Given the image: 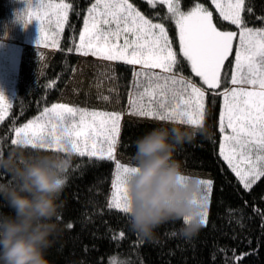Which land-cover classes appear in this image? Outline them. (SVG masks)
I'll return each instance as SVG.
<instances>
[{
	"label": "snow or ice",
	"instance_id": "snow-or-ice-1",
	"mask_svg": "<svg viewBox=\"0 0 264 264\" xmlns=\"http://www.w3.org/2000/svg\"><path fill=\"white\" fill-rule=\"evenodd\" d=\"M143 2L153 9L158 4L167 6V15L158 19L174 21L176 36L170 37L164 22H154L130 0H95L86 9L79 42L72 37L73 46L67 51L133 66L134 94L128 100L133 116L200 127L209 115L206 98L211 93L214 104L216 96L222 97L219 156L243 189L251 190L264 178V15L257 18L261 27H249L242 12L249 16L255 12L246 0H211L218 17L195 0L186 11L183 0ZM27 7L26 19L18 15L17 20L25 27L38 22V47H59V36L69 25L73 5L64 0H38ZM231 26L238 31L230 30ZM232 56L234 62L229 59ZM185 61L190 76L184 75ZM11 108L12 103L0 92V122ZM123 115L120 111L53 103L15 127L11 145L75 154L89 162L93 158L114 162L107 207L127 214L126 183L138 169L116 156ZM77 170L82 171L80 164L72 172ZM200 183L204 187L202 224L206 225L213 181L202 179ZM253 211L264 216L259 209ZM67 227L72 228V223ZM119 235L123 238L125 233ZM169 235L174 237L176 232Z\"/></svg>",
	"mask_w": 264,
	"mask_h": 264
},
{
	"label": "trees",
	"instance_id": "trees-1",
	"mask_svg": "<svg viewBox=\"0 0 264 264\" xmlns=\"http://www.w3.org/2000/svg\"><path fill=\"white\" fill-rule=\"evenodd\" d=\"M67 1L73 5L74 11L70 12L69 25L60 40V48L30 90L24 86L18 88L9 115L0 123V154L5 157L12 152L24 157L57 153L48 149L11 145V139L15 127L37 116L44 107L56 102L64 94L80 61L81 55L74 51L68 52L67 49L73 46L72 37L78 43L83 18L87 15L86 9L95 0ZM130 2L135 3L140 11L153 20L161 21L158 18L167 15L166 5L158 4L153 9L143 0ZM195 2L213 8L211 0ZM192 3L193 0H183L182 8L188 10ZM246 3L255 12L254 16L243 12L242 16L248 21V26L261 27L257 18L264 15V0H246ZM214 15L218 17L215 10ZM161 22L165 23L170 37L176 36L174 21L165 19ZM227 24L223 22V25ZM183 63L184 75L190 76V67L186 66V61ZM133 70V66L122 62L114 64L111 71L112 85L108 88H115L117 92L120 101L118 111L141 118L130 114L128 104L129 96L134 94ZM226 71L230 72V69L226 68ZM195 79L199 83V78ZM212 101L210 93L206 98L209 115L205 120L209 132L201 136L199 142L209 172L208 179L213 181V186L209 196L208 222L198 235L192 239L182 237L179 234L182 222L177 220L160 225L152 241L144 240L131 229L128 214L107 207L112 191L114 162H96L95 158L89 162L87 158L73 154V167L67 173L68 180L60 195L63 206L58 222L63 230L47 250L50 264H264V216L253 211L259 209L260 213H264V178L257 181L251 190H244L219 156L222 140L219 112L223 98L216 96L214 104ZM77 164L81 165L82 171L73 173ZM12 179L9 173L0 171V182ZM0 214H12V209L2 198ZM69 222L72 228L67 227ZM121 231L125 233L123 238L119 235ZM173 231L176 232L174 237L169 235Z\"/></svg>",
	"mask_w": 264,
	"mask_h": 264
},
{
	"label": "clouds",
	"instance_id": "clouds-1",
	"mask_svg": "<svg viewBox=\"0 0 264 264\" xmlns=\"http://www.w3.org/2000/svg\"><path fill=\"white\" fill-rule=\"evenodd\" d=\"M204 124H165L134 141L132 166L138 169L126 183L129 223L144 240L152 241L160 225L181 221L179 234L192 239L203 227L200 198L203 185L186 175L174 158L176 151L207 135ZM73 154L57 152L41 157L0 154V171L12 176L0 182V198L12 209L0 214V264H50L47 250L62 232L58 222L67 173Z\"/></svg>",
	"mask_w": 264,
	"mask_h": 264
},
{
	"label": "rangeland",
	"instance_id": "rangeland-1",
	"mask_svg": "<svg viewBox=\"0 0 264 264\" xmlns=\"http://www.w3.org/2000/svg\"><path fill=\"white\" fill-rule=\"evenodd\" d=\"M37 2L38 0H0V92L8 98L12 105L20 86L30 90L38 82L51 57L60 48V40L65 32L59 36V47H38L37 41L40 36L38 22L32 21L25 27L23 21L17 20L18 15H23L26 19L27 6ZM64 2L69 3L67 0ZM204 5L214 13L213 5V8L207 4ZM154 22L161 21L154 20ZM66 28L67 25L65 30ZM230 30L238 31L233 27ZM232 57L234 62V56ZM116 63L101 61L91 56H80L71 82L64 94L54 103H64L90 110H120V101L117 98L114 85V89L108 88L112 85L111 71ZM103 97L109 99L106 101ZM50 106L51 104L47 107ZM10 111L11 109L5 118ZM162 123L172 124V122H160L150 118H135L125 113L122 120L120 144L116 151L117 159L125 164H133L134 141ZM13 138H15V134ZM199 138L193 143L179 148L174 158L181 164L186 175L202 180L209 178V172L205 165Z\"/></svg>",
	"mask_w": 264,
	"mask_h": 264
}]
</instances>
